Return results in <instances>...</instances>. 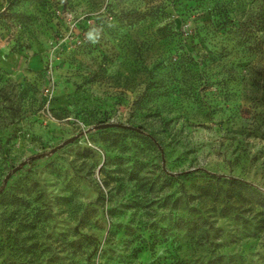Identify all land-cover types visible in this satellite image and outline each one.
Here are the masks:
<instances>
[{"label": "rangeland", "instance_id": "obj_1", "mask_svg": "<svg viewBox=\"0 0 264 264\" xmlns=\"http://www.w3.org/2000/svg\"><path fill=\"white\" fill-rule=\"evenodd\" d=\"M233 178L264 193V0H0V264H264Z\"/></svg>", "mask_w": 264, "mask_h": 264}, {"label": "trees", "instance_id": "obj_2", "mask_svg": "<svg viewBox=\"0 0 264 264\" xmlns=\"http://www.w3.org/2000/svg\"><path fill=\"white\" fill-rule=\"evenodd\" d=\"M97 126H99V125H97ZM99 130H101V129H99ZM131 131H136V130H131ZM136 132L141 133L139 131H136ZM42 157H43V154H37L31 158V161L34 162V161L40 160ZM229 183L232 185L233 184L236 185L240 191H244L245 193L250 195V197L256 202L257 205L264 208V193L260 192L253 185L246 183V182H243V181H239L236 178H233L231 180V182H229ZM3 200L6 202L7 205H17L18 204L17 202L21 201L22 198H18L17 196H15L13 194H5L3 197Z\"/></svg>", "mask_w": 264, "mask_h": 264}, {"label": "water", "instance_id": "obj_3", "mask_svg": "<svg viewBox=\"0 0 264 264\" xmlns=\"http://www.w3.org/2000/svg\"><path fill=\"white\" fill-rule=\"evenodd\" d=\"M107 128H119V129H128V130H136V131H139L141 132L140 130H137V129H134L130 126H126V125H121V124H113V123H107V124H101L99 126H96L95 129H107ZM76 137H72V138H69L67 140H65L61 145L53 148L51 150V153H54L56 150L62 148L63 146L69 144V143H72L74 140H75ZM19 169V167H16L12 170V172H16L17 170ZM10 174H8L5 179H4V182L7 181V179L9 178Z\"/></svg>", "mask_w": 264, "mask_h": 264}]
</instances>
